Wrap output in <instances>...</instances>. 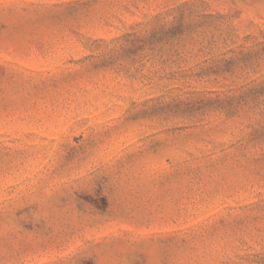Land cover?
I'll list each match as a JSON object with an SVG mask.
<instances>
[{
  "label": "rangeland",
  "instance_id": "374dc122",
  "mask_svg": "<svg viewBox=\"0 0 264 264\" xmlns=\"http://www.w3.org/2000/svg\"><path fill=\"white\" fill-rule=\"evenodd\" d=\"M0 264H264V0H0Z\"/></svg>",
  "mask_w": 264,
  "mask_h": 264
}]
</instances>
